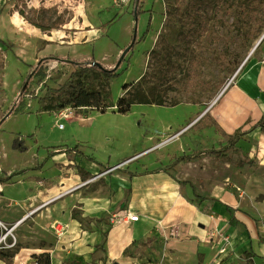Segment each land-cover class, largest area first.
<instances>
[{
	"label": "rangeland",
	"instance_id": "rangeland-1",
	"mask_svg": "<svg viewBox=\"0 0 264 264\" xmlns=\"http://www.w3.org/2000/svg\"><path fill=\"white\" fill-rule=\"evenodd\" d=\"M132 1L84 0L83 5L74 9L72 6L79 5L77 0H0V118L10 108L14 110L0 123V162L4 170L21 164H40L41 151L55 146L67 148L65 151L76 146L110 165L121 162L149 144L145 141L148 133L163 132L171 124L172 130L163 132L168 135L191 122L186 116L192 106V117L208 112L218 94L226 86L231 87L235 75L245 70L243 62L247 56H259L261 60L264 56V36L257 44L264 34V4L263 12H250L245 0H198L200 26L194 37L187 38L186 0L179 5L175 0H136V15L132 14ZM128 11L133 19L132 35L135 33L138 42L124 54L118 67L120 74L109 82L112 99L124 94V83L136 85L144 75V90L151 94L161 92L166 103L177 104H134L126 113L112 108L104 112L69 108L74 117L60 120L51 111L40 110L39 99L49 98L76 69L72 60L93 57L110 66L117 62L120 54L110 38L119 34L125 20L122 16ZM55 19L62 21L58 28L36 27H50ZM68 35L77 38V43H69ZM65 108L54 112L59 117L60 110ZM14 133L25 135L28 149L24 155L9 151V139ZM244 137L226 151L227 158L212 155L215 163L202 160V174L196 168L192 172L201 174L197 184L206 192L227 194L235 206L264 215V138L262 134ZM217 139L210 141L221 148L228 138ZM178 146L177 141L168 143L131 164L156 159L160 162L166 152H178ZM4 153L7 154L3 156ZM91 158L86 157L84 167L95 171L96 161ZM43 166L38 169H44V177L53 174L48 172L47 165ZM108 168L102 165L94 174L81 178L75 189L89 207L100 212L88 214L73 208L69 213L67 208L65 212L57 211L55 218L66 224L72 218L76 226L92 232L99 223L106 225L108 220L123 217L118 210L124 205L125 193L120 196L111 179L107 183L114 173L102 174ZM65 170L68 175V166ZM20 176L6 184L5 196L19 192L22 184L16 180ZM58 187L59 193L68 191V187ZM66 196L68 192L55 201ZM3 224L5 232L10 224ZM49 228L51 244L54 248L57 245L59 253H55V264H83L74 255L72 242L77 238H68V227L59 238L51 225ZM151 240L156 243L153 246L159 244L150 237V245ZM221 254H214V260L208 264H220L216 260ZM240 258L227 264H238ZM146 262L147 256H143L142 263ZM87 264L101 263L93 259Z\"/></svg>",
	"mask_w": 264,
	"mask_h": 264
},
{
	"label": "crops",
	"instance_id": "crops-1",
	"mask_svg": "<svg viewBox=\"0 0 264 264\" xmlns=\"http://www.w3.org/2000/svg\"><path fill=\"white\" fill-rule=\"evenodd\" d=\"M83 4L84 0L72 8L75 9ZM124 13L119 14L120 16L124 14L122 17L125 18L119 34L110 38L116 45L117 54L128 45L133 30L130 11ZM68 42L77 43V38L68 35ZM68 56H70L69 52ZM234 78L231 87L226 88L212 102L208 112L204 111L192 117L191 105V111L186 116L192 119L191 122L168 135H163V132L172 130L171 124H167L163 132L148 133L145 136L148 145L127 158L131 160L118 162L121 165L112 170L114 173L110 175L107 183H110L111 179V184L116 187L120 196L125 193L124 205L118 210V214L123 217L115 221L108 220L106 225L99 223L100 225L93 226L95 230L92 232L76 226L77 222L72 218L67 224L63 222L68 227V238L70 236L77 238L72 242L74 255L76 254L75 257H78L83 264L91 263L93 259L101 264H208L214 260V254L216 255L218 251L222 253L216 260L220 264L233 262L238 257H241L238 264H264V215L251 208L237 207L227 194L209 193L197 184L203 172L199 167L200 163L202 160L215 163L217 160L212 156L214 154H201L194 159L174 162L181 155L219 149L210 139L227 137L219 134L213 126L193 128V124L205 113L215 118L227 134L244 126L247 121H256L264 114V64L259 56L249 57L245 63V70L236 74ZM51 112L55 118H59L54 111ZM73 115L71 111L66 118L72 119ZM17 134L23 139L26 150L20 152L11 148L9 151L11 154L21 156L28 149L25 135L14 133L9 139V144L11 147V141ZM257 134H262L264 138V132L259 128L244 136ZM244 136L240 140L245 139ZM176 141L179 145L178 152H166V157L162 161L157 162L156 159L149 163L140 161L139 164H131L148 153ZM55 147L57 148L39 152L41 162L44 160L43 167L47 165L48 172L53 174L44 177V169L27 170L16 180V183L22 185L19 192L13 196L3 194L6 184L13 183L12 179L1 184L0 221L10 224V228L8 227L4 232L0 226V235H5L0 239V264H36L32 255L41 252L49 253L50 264H55V257L59 253H56L57 245L54 248L51 244L49 225L58 220L55 218L56 212H65L67 208L69 213L73 208H80L79 210L88 214L100 212L98 208L89 207L82 195L75 192L78 188L77 184L81 181L75 168L80 166L88 171L84 167L86 157H92L91 159L96 161L95 171H88L90 175L102 165L111 167L117 163L110 165L96 158L93 153H86L78 148L76 149L80 152L77 153L73 151L74 148L69 150L68 147V151H65L67 149L65 147ZM6 154L4 153L3 156ZM224 155V158H227L226 151ZM35 165L21 164L4 170V165L0 162V178L21 169H30ZM67 166L68 175L66 170L63 172V168ZM193 168L201 174L197 171L193 173ZM118 170L125 171L118 172ZM2 171H5L4 174H1ZM183 181H188L192 185L198 198L194 196L188 184L182 183ZM58 185L65 189L68 187V196L55 201L64 195L58 197L60 193L65 192L59 193ZM225 205L246 211L250 215L247 216L240 211L235 212L236 218L244 223L246 228L240 224L235 226L228 224L231 213L226 211ZM127 213L136 215L137 220H128ZM23 215L24 218L21 219ZM252 218L257 221V226ZM18 220L20 221L14 224ZM150 237L157 239L158 247L153 246L156 243L152 240L150 245L148 242ZM251 249L262 258L252 257L250 262L246 261L242 253ZM143 256H147L146 263H142Z\"/></svg>",
	"mask_w": 264,
	"mask_h": 264
},
{
	"label": "trees",
	"instance_id": "trees-1",
	"mask_svg": "<svg viewBox=\"0 0 264 264\" xmlns=\"http://www.w3.org/2000/svg\"><path fill=\"white\" fill-rule=\"evenodd\" d=\"M186 1V17L188 21V28L185 36L187 38H191L197 34L200 26L199 2L198 0ZM175 2L177 5H179L183 3L184 0H175ZM245 4L247 6L246 9H248V11L250 12H263L264 0H245ZM135 5L136 0H133L132 14L134 13V15L137 14ZM61 24V20L55 19L51 23L50 27H41L39 25H36V27L40 28L41 30H48L50 28H58ZM137 42L138 39L136 38V36L133 37L132 35L131 40L127 45L129 46V50H131L133 45ZM126 47H124L122 51ZM120 62H118L117 60V62L112 66L106 67L102 63L96 61L93 57H90L87 60H72L71 64L76 67V69L70 73L68 81H66L59 89H57L55 93L51 94L49 98L39 99L38 104L40 105V110L54 111L64 107H69L71 109L88 108L90 110L104 112L108 108L115 107V110H117V112L126 113L134 104H154L161 106H174L177 104L174 101L166 103L163 93L161 92L151 94L144 90L142 87L144 75L139 78L138 82H136V85L128 82L124 83L121 86L124 94L119 96L114 101L112 99L109 82L112 78H115L120 74V72L118 71ZM87 63H89V65H87ZM13 111L14 110L10 108L5 113V115L0 118V123L5 119L7 115L12 113ZM206 126H213V128L219 134L227 136V143L219 149H207L189 155H181L177 157L174 162L185 159H194L201 154H214L218 157H224L225 151L231 149L238 140L242 139L245 134L251 132L255 128H259L261 132H264V114L256 121H247L244 126L237 128L231 134H227L226 132H224L215 118L211 117L208 113H205L193 124V128L195 129L204 128ZM29 136H32V134H30ZM11 148L20 152L26 150L24 141L19 134H17L12 139ZM54 148L57 147H52V149ZM73 148L76 149L77 147L75 146ZM43 162L44 160L40 164L35 165L30 169H21L19 171L11 173L8 176L1 177L0 182H6L17 175H22L27 170H37L38 168L42 167ZM76 169L80 177L83 179L87 178L90 175L88 171H85L80 166H77ZM182 183L188 184L193 190L194 196L198 198V195L195 194L192 185L188 181H183ZM225 208L226 211L231 213L228 219L229 225L235 226L236 224H240L244 228H246L245 224L238 220L235 216L236 211H240L241 213L250 216L246 211L233 208L229 205H225ZM252 219L254 224L257 226V221L254 218ZM242 255L248 262H250V258L252 257L262 258L261 255L256 254L252 249L250 251H243ZM32 258L36 264H50V255L47 252L33 254Z\"/></svg>",
	"mask_w": 264,
	"mask_h": 264
},
{
	"label": "built area",
	"instance_id": "built-area-1",
	"mask_svg": "<svg viewBox=\"0 0 264 264\" xmlns=\"http://www.w3.org/2000/svg\"><path fill=\"white\" fill-rule=\"evenodd\" d=\"M77 1H78V3L81 2V0H77ZM262 63L264 64V56H263V58H262ZM242 65H243V64H242ZM242 65H241V66H242ZM241 66H240V68H241ZM226 88H227V86H226L224 89H226ZM68 110H69L68 107L65 108V109L60 110L58 120H60L61 118H66V117H68V116L71 114V110H70V111H68ZM59 127H61V124H59ZM129 160H131V158L125 160V162H127V161H129ZM123 162H124V161H123ZM123 162H121V163H123ZM121 163H117L116 165L109 167L108 169L104 170V171L102 172V174H107V173L111 172L113 169H115L116 167L120 166ZM1 184H2V182H0V191H1ZM65 192H68V191H65ZM65 192H64V193H65ZM64 193H60V194L58 195V197H59V196H62ZM126 216H127V219L130 220V221H136V220H137V216H136V215H131L130 213H127ZM19 221H20V220L16 221L14 224H17ZM0 226H2V228H5L4 224H3L1 221H0ZM51 227L53 228V231H54L55 236H56L57 238L61 237V236L65 233V230H66V225H65L63 222L58 221V220L53 221V222L51 223ZM6 231H7V230H6ZM5 234H6V233H5ZM4 236H5V235H0V239H1L2 237H4Z\"/></svg>",
	"mask_w": 264,
	"mask_h": 264
},
{
	"label": "water",
	"instance_id": "water-1",
	"mask_svg": "<svg viewBox=\"0 0 264 264\" xmlns=\"http://www.w3.org/2000/svg\"><path fill=\"white\" fill-rule=\"evenodd\" d=\"M264 34L259 38L257 44L261 41V39L263 38ZM133 37H135V33L133 34ZM129 50V46H127L120 54L119 56V59H118V62L121 61L122 57L124 56V54ZM225 89H223L219 94L218 96L216 97V99L221 95V93L224 91Z\"/></svg>",
	"mask_w": 264,
	"mask_h": 264
},
{
	"label": "bare ground",
	"instance_id": "bare-ground-1",
	"mask_svg": "<svg viewBox=\"0 0 264 264\" xmlns=\"http://www.w3.org/2000/svg\"><path fill=\"white\" fill-rule=\"evenodd\" d=\"M252 50H253V49H251V50H250V52H249V54H248V55H250V54H251ZM248 57H249V56H247V59H248ZM244 63H246V62L244 61V62H243V64H244ZM214 100H216V98H215ZM164 141H166V140H164Z\"/></svg>",
	"mask_w": 264,
	"mask_h": 264
}]
</instances>
